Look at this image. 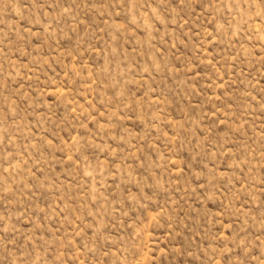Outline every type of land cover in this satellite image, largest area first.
I'll return each instance as SVG.
<instances>
[{
  "label": "rangeland",
  "instance_id": "obj_1",
  "mask_svg": "<svg viewBox=\"0 0 264 264\" xmlns=\"http://www.w3.org/2000/svg\"><path fill=\"white\" fill-rule=\"evenodd\" d=\"M0 264H264V0H0Z\"/></svg>",
  "mask_w": 264,
  "mask_h": 264
}]
</instances>
